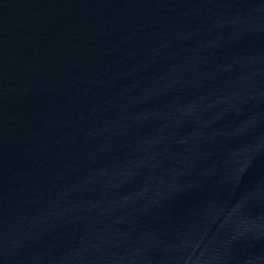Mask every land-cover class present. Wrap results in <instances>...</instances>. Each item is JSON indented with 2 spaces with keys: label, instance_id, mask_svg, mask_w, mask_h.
<instances>
[{
  "label": "water",
  "instance_id": "water-1",
  "mask_svg": "<svg viewBox=\"0 0 264 264\" xmlns=\"http://www.w3.org/2000/svg\"><path fill=\"white\" fill-rule=\"evenodd\" d=\"M0 264H264V0H0Z\"/></svg>",
  "mask_w": 264,
  "mask_h": 264
}]
</instances>
